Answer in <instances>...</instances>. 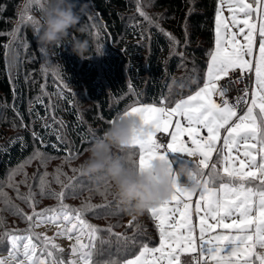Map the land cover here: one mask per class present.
Wrapping results in <instances>:
<instances>
[{
	"label": "snow or ice",
	"instance_id": "obj_1",
	"mask_svg": "<svg viewBox=\"0 0 264 264\" xmlns=\"http://www.w3.org/2000/svg\"><path fill=\"white\" fill-rule=\"evenodd\" d=\"M32 2L28 0L26 10ZM35 2L44 10L40 0ZM225 10L229 13L227 18ZM137 11L149 24L155 23L140 4ZM19 15L22 21L39 23L26 11ZM88 19L94 17L89 15ZM214 20V46L207 51L203 81L195 68L197 75L190 78L195 90L172 101L163 94L151 103L142 102L137 96L118 114L119 118L138 116L145 126L153 129L146 137L133 138V146L121 156L125 165L143 169L150 160L159 157L173 171V195L147 211L155 222L158 243L153 245L150 240L140 238V225L134 223L136 216L127 225L134 230L133 235L114 231L119 224L101 228L86 219L87 214L96 215L97 209L111 206L108 196L113 194V188L108 179L103 178L102 186L96 189L106 203L93 205L86 201L80 208L68 206L64 199L66 193L75 195L76 188L83 190L85 185L61 168L54 174L38 170L32 177L35 187L29 184L25 167L32 161H39L45 169L47 165L46 153L34 147L33 154L0 182V203L5 206L0 211H10L28 224L24 230H9L0 223L4 229L0 231V245L8 246L7 256H0V264H264V0H218ZM39 32L38 27L36 34ZM94 35L98 36L99 31ZM165 35L174 47L179 46L180 41L171 33ZM185 36L187 42L186 29ZM39 51L44 54L42 71L46 73L50 57L45 48ZM97 51L100 52V47ZM177 55L183 57V53ZM56 79L63 96L68 85L60 77ZM222 81L223 86L229 83L244 86L238 89L240 94L226 96L221 93ZM180 87L183 89L185 85ZM16 115L22 121L18 112ZM38 119L45 121L42 127H52L46 118ZM116 121L113 117L107 122L111 126ZM53 124L64 126L54 115ZM21 126L25 127L23 123ZM51 134L58 144H45L34 131L32 137L42 146L59 151L63 136L56 129ZM158 134H166L168 139L162 141ZM10 143L23 147L25 142L18 137ZM63 150L66 162L78 155L66 146ZM72 172L82 175V169L73 168ZM50 175L61 185L59 192L51 189ZM17 176L23 179L16 180ZM193 185L198 190H193ZM21 187H27L28 191L21 192ZM5 188L12 190L15 199L27 204L31 213L24 212ZM37 194L53 197L58 204L37 211ZM116 208L118 211L110 214L123 213L119 203ZM41 224L56 226V235L49 237L34 231ZM57 237L74 240L67 261L63 258L64 248L55 242Z\"/></svg>",
	"mask_w": 264,
	"mask_h": 264
},
{
	"label": "trees",
	"instance_id": "obj_2",
	"mask_svg": "<svg viewBox=\"0 0 264 264\" xmlns=\"http://www.w3.org/2000/svg\"><path fill=\"white\" fill-rule=\"evenodd\" d=\"M22 1L0 0V182L33 154L34 147L53 160L60 161L65 160L63 148L66 146L73 153H78L70 161L76 163V169H82V175L81 172L62 171L68 176H76L85 187L83 190L77 187L75 195L66 193L64 202L73 208H80L86 201L93 205L105 204L106 201L96 191L103 184V176H89L84 172L83 161L87 158L89 148L103 138L104 132L110 127L107 121L113 117L118 119V114L132 104L137 96L142 102L151 103L154 99L159 100L162 94L168 99L172 96L170 99L173 100L181 94L186 97L195 90L196 87H193L182 93H172L178 87L179 79L175 77L186 63L184 57L173 53L172 41L165 33L177 37L183 45L179 52L185 53L194 62L189 67L185 81L197 75L194 68L198 74L201 71L204 73L207 51L214 46V18L218 0H88L98 18L99 39L95 35L81 33L77 27L70 30L69 36L60 46H48L57 66L56 77L68 85L61 96L59 82L53 79L48 83L53 87L51 95L55 99V113H52L46 96L41 95L39 100L36 99L32 83L23 68H19L15 80L7 68L6 33L17 19ZM138 4L155 23L149 24L139 15ZM75 39L89 40L91 59L82 61L72 54L71 43ZM94 39H98V42ZM98 47L102 55H96ZM75 92L81 93L90 105L85 106L86 101L80 103L75 98ZM17 112L22 116V121L16 115ZM53 115L57 121L64 122L63 128L60 124H53ZM38 117L46 118L52 127H42L45 121ZM22 123L25 127L21 126ZM53 129L60 131L63 136L59 151L51 146H42L39 140L32 137L34 131L43 138L45 144H58L56 136L51 134ZM10 131H14V134H9ZM18 137L24 139L23 147L19 143H10ZM161 137L164 138L163 135ZM128 150L115 149L120 156ZM175 159L178 162L180 158ZM61 178L67 183L63 176ZM58 189H61V185L53 181L52 190L59 192ZM112 193L108 196L111 206L97 209L96 215L87 214L86 219L101 228L119 224L121 226L114 231L133 235L134 230L127 227L133 215H129V210L120 203L114 189ZM117 203L123 213L110 214L118 211ZM134 223L140 225L141 239L150 240L153 245L158 243V231L148 212L136 216ZM2 247L0 256H5L8 246L2 244Z\"/></svg>",
	"mask_w": 264,
	"mask_h": 264
},
{
	"label": "clouds",
	"instance_id": "obj_3",
	"mask_svg": "<svg viewBox=\"0 0 264 264\" xmlns=\"http://www.w3.org/2000/svg\"><path fill=\"white\" fill-rule=\"evenodd\" d=\"M85 5L79 0H46L43 14V30L38 42L44 46H60L73 28L86 33L81 24V13ZM89 40L75 39L71 43V52L85 61L91 59ZM103 53L97 51L96 55ZM228 86L221 87L226 95ZM153 131L145 126L138 116H123L117 119L103 134V138L94 143L88 151L84 172L89 176L101 175L111 181L120 203L133 216L143 215L149 208L159 206L169 200L174 193L173 171L166 160L156 157L143 169L125 165L115 149H130L135 136H147ZM193 190H198L193 185Z\"/></svg>",
	"mask_w": 264,
	"mask_h": 264
},
{
	"label": "rangeland",
	"instance_id": "obj_4",
	"mask_svg": "<svg viewBox=\"0 0 264 264\" xmlns=\"http://www.w3.org/2000/svg\"><path fill=\"white\" fill-rule=\"evenodd\" d=\"M40 2L45 6L46 0H40ZM79 3L81 5H85L84 12L81 13L82 19L81 24L86 26L87 31L85 34H89L91 36L94 35V33L98 30L99 31V22L98 18L95 15L94 11L92 10L91 6L88 3V0H79ZM28 4V0H23L20 4L18 11H17V19L12 22L11 28H9L8 32L6 33V36L8 37V43H7V53H8V60H7V68L8 71L12 77L13 80H15L17 74L19 73V68H23L25 71V74L27 75V78L29 82L32 83V92L36 94V99L39 98L41 95L46 96L48 98L47 103H49L51 107L52 113H55V99L51 95L53 90H51L53 87H50L48 85L50 80H53L58 82L55 78L58 75L57 66L54 63V60L49 52L48 46L41 45L38 42V36L36 34V29L39 27L40 32L43 30V14L44 10L40 9V5L33 0V2L28 6L27 10L25 9V5ZM27 15H30L34 18L35 21H38L39 23H31L22 21L21 16L19 14L25 13ZM89 15L93 16V20H89ZM79 27V26H77ZM19 29V32H13V29ZM236 29H233L235 31ZM39 32V34H40ZM96 36V35H95ZM100 33L98 36H96L99 39ZM175 37V36H173ZM177 40H179L177 37H175ZM239 38V37H238ZM98 39H94L95 42H98ZM180 41V40H179ZM25 44L27 47H25ZM182 43L180 41L179 46H173L172 50L173 53H183L179 52V50L182 48ZM43 47L46 49V52L48 56L50 57V63L47 65L48 71L45 73L42 71V68L44 67V59L43 55L39 49ZM183 57L185 59V68L180 71L175 79H179L177 84L178 87L173 90L172 93H182L186 90H191L193 87H196L195 84H190V80H186V75L190 71V66L193 65V61L185 54L183 53ZM182 57V58H183ZM200 76V80L204 77V73L201 71L198 74ZM203 80H201L202 83ZM184 84L186 87L181 89L180 85ZM190 85V86H189ZM43 86V89H42ZM174 93V94H175ZM74 94H77L75 98L79 100V102H84L85 106H89L90 103H87V99L84 98L81 93L75 92ZM172 98L169 97V101H171ZM174 98V97H173ZM179 97H176L178 99ZM175 98L173 100H176ZM56 100H58V97H56ZM9 134H14V131L8 132ZM45 159L47 161L46 169L44 166L40 164L39 161H32L30 164H28L25 167V171L28 173L29 176V184H32L35 187V182L33 181L32 177L34 174H37L38 170L39 173H43L45 170L50 173L54 174L57 168H61L65 171H72L73 168H76V163H73L71 161L66 162L65 160L55 161L52 158H50L49 155L45 156ZM77 162V161H76ZM23 179L22 176H17L16 180ZM62 179V178H61ZM49 181H52L51 183V189L53 184V176L50 175L48 177ZM5 191H7L10 195L13 196L14 202L19 205L21 209H23L26 213H31V209L28 207L27 204L22 203L20 200L15 199L14 193L11 189L5 188ZM37 193L39 192L38 189H35ZM61 190V189H58ZM27 187H21V192H27ZM37 211H40L44 208L48 207H55L58 204V201L49 196L41 197L39 194H37ZM65 203V202H64ZM67 204V203H65ZM68 205V204H67ZM69 206V205H68ZM3 203H0V209H4ZM0 217H2V221L0 223H3L6 228L9 230L17 229V230H24L28 228L27 222H25L20 216L14 215L10 211H0ZM195 218V217H194ZM53 225L51 224H41L39 227H36L34 231L38 233H45L49 237H53L56 235V232L58 231L57 227L52 229ZM3 228H0V231H3ZM57 244H59L61 247L64 248L63 258L65 261H67L70 258V249L71 245L74 243V240H69L65 237H57L56 241ZM2 245H0V249H2ZM69 253H68V252ZM7 256V255H5Z\"/></svg>",
	"mask_w": 264,
	"mask_h": 264
},
{
	"label": "built area",
	"instance_id": "obj_5",
	"mask_svg": "<svg viewBox=\"0 0 264 264\" xmlns=\"http://www.w3.org/2000/svg\"><path fill=\"white\" fill-rule=\"evenodd\" d=\"M223 84H224V82L222 81L221 82V85L223 86ZM229 88H230V92H228L227 94H226V96H228V95H237V94H240L239 92H238V89H241V88H243V83H241V84H236V83H229L228 85H227ZM162 141H164V140H166V139H161Z\"/></svg>",
	"mask_w": 264,
	"mask_h": 264
},
{
	"label": "crops",
	"instance_id": "obj_6",
	"mask_svg": "<svg viewBox=\"0 0 264 264\" xmlns=\"http://www.w3.org/2000/svg\"><path fill=\"white\" fill-rule=\"evenodd\" d=\"M224 16L226 18L229 17V13L227 12V10L224 11ZM158 135H163L164 136V138L161 137V139H166V140L168 139V137L166 136V134H158ZM185 139L187 140V137L186 136H185ZM177 157H179V156H177ZM188 159H194V158H188ZM178 162H181L180 159H178ZM195 199H196V197L193 198V202H195ZM182 259H184V257H182Z\"/></svg>",
	"mask_w": 264,
	"mask_h": 264
}]
</instances>
